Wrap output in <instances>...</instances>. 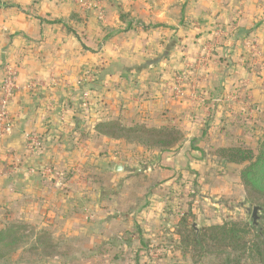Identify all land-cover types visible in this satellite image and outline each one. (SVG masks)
<instances>
[{
	"label": "crops",
	"instance_id": "obj_1",
	"mask_svg": "<svg viewBox=\"0 0 264 264\" xmlns=\"http://www.w3.org/2000/svg\"><path fill=\"white\" fill-rule=\"evenodd\" d=\"M8 66L19 87L0 138V199L25 198L22 208L84 230L111 220L84 168H98L114 186L132 168L154 171L167 194L149 193L135 212L143 218L119 237L125 255L139 258L143 251L128 240L139 244L151 226L170 221L167 195L179 191L177 176L200 178L208 169L204 130L220 126L229 110L264 109V0H0V83ZM89 73L91 84H79ZM89 88L95 105L87 112ZM176 112L186 133L172 151H120L92 137L106 115L145 121ZM28 135L39 139L35 150ZM142 157L156 169L141 168ZM48 168L68 177L62 188Z\"/></svg>",
	"mask_w": 264,
	"mask_h": 264
},
{
	"label": "rangeland",
	"instance_id": "obj_2",
	"mask_svg": "<svg viewBox=\"0 0 264 264\" xmlns=\"http://www.w3.org/2000/svg\"><path fill=\"white\" fill-rule=\"evenodd\" d=\"M178 95L181 96L179 93ZM88 107L89 110L92 109L91 105ZM86 111L88 112V110ZM161 115L162 113L154 116L152 122L158 125H170L174 122L176 125V117L180 113H173L172 116L165 115L166 118H162ZM127 116L134 117L130 114ZM132 118L131 120H133ZM139 122L147 124V121L139 120ZM105 133L109 135L107 137L109 140L116 142L118 146L123 144L128 150L147 149L138 145L137 142L138 137L148 139L144 137L145 135H124L119 133V128L105 131ZM150 138L155 140L152 137ZM210 140V143L204 141L201 144L202 150L205 151L204 160L208 165L206 171H201L203 172L200 175L201 177L199 178L190 171V177H187V174L184 178L179 175L174 181L178 186V190L185 185V182H189L185 185L186 192L188 194L196 193V197H194L196 200L195 217L191 218L189 222L197 225V234H200L209 226L222 225L227 221L247 222L252 230L248 239H254L256 232L262 233L264 231L263 211L257 214V223L254 224L252 214L255 205L248 202L249 198L256 201L257 197L251 196L242 185L240 180L242 167L226 166L220 163L218 159L211 157L209 146L211 143L219 142L220 138L217 137L216 133H213L210 135ZM152 165L149 164V167L153 168ZM139 166H142L141 162ZM96 170L98 171V168ZM115 172L119 173V171ZM98 174L99 182L96 184L103 191L102 201L106 203L104 209L111 218L109 225H97L86 227L84 230H75L71 226L68 227L67 224L66 226L59 223L57 218L45 220V216L38 211L30 207H19V209L25 211V214L20 215L19 221H14V223H20L19 225L23 228L17 236L18 239H14L7 247L0 248V264H27L32 256L36 259L40 258L43 261L40 264H127L130 260L136 262L135 264H222L223 257L220 255L200 252L199 248L194 247L193 244L187 246L185 243L187 232L184 229H181V233L178 234L180 216H175V207L183 203L179 200V193L174 190L173 193L167 195L171 202L169 205L171 208L169 211L171 213L170 221L154 224L150 227V230L147 228L145 240L139 242V244L138 240L131 241V246L135 243L136 248H141L143 251L139 255L138 261L134 260L135 256L125 255L123 245L127 241L121 242L119 237L123 235L125 238L126 233L132 231L129 227L132 226L131 222L135 223V219L140 220L138 217L143 218V214L138 215L135 212L140 211V207L150 200V194L153 193L156 196L157 194L160 196L166 195L168 189H164L163 186L159 187V176L154 171H148V173L143 171V174L135 176V180L130 179L132 175L127 174V177L124 178L127 182L125 181L120 185L118 183L116 186L110 181L109 176H101L99 171ZM63 178L66 180V176ZM195 181L197 182L196 185L194 184ZM24 199L22 198V200ZM151 199H153L152 196ZM263 202V200L260 201V203ZM124 204H127V208L123 207ZM123 222L126 223L124 224L126 227H123ZM77 228H82V226H77ZM148 233L151 235L147 236ZM39 236L42 237L41 241L38 240ZM88 240L93 243V247L96 246L98 249H101L104 246L103 244L107 245L108 243L111 245L110 249L112 250L109 251L110 254L119 253L120 261L118 259L117 261L110 260L108 263H104L100 256H96L95 252L89 251ZM34 244H37L36 249H33ZM107 248L109 246L104 247V250ZM23 249L30 250V252L24 255L23 261H19V255ZM216 251H219V247L216 248Z\"/></svg>",
	"mask_w": 264,
	"mask_h": 264
},
{
	"label": "trees",
	"instance_id": "obj_3",
	"mask_svg": "<svg viewBox=\"0 0 264 264\" xmlns=\"http://www.w3.org/2000/svg\"><path fill=\"white\" fill-rule=\"evenodd\" d=\"M93 78H94V74ZM262 76L263 73L259 72ZM90 91L93 88H89ZM92 95V94H91ZM89 105L94 107V96L89 98ZM92 110V109H91ZM225 117L221 119V125L210 126L209 132L204 130L205 140L210 143V135L216 133L220 138L219 142L211 143L209 146V154L211 157L218 159V161L226 166L242 167L240 170V180L251 196H256L257 200L249 198L248 202L251 205L258 206L264 213V109L257 106L251 108L238 107L235 110H229ZM97 112H99L97 110ZM132 118V117H131ZM131 118L127 115L118 114L117 116H104L96 124V132L93 134L94 141L107 138L109 135L105 133L108 130H116L119 128V133L124 135H137L147 137L148 139L138 137V145H141L147 151L168 152L175 149L180 142L185 138V130L182 126L172 124L158 125L152 122V119L145 118L147 124L140 123L135 117ZM206 122L212 120L211 116L203 118ZM172 122V121H171ZM86 134V133H85ZM122 136V135H121ZM155 139V140H151ZM155 146V147H152ZM120 151L128 150L123 144L119 146ZM134 152L135 150H131ZM203 156L205 151L202 150ZM143 158V157H142ZM141 167L149 165L150 162L143 158L141 160ZM144 170L137 171L131 169L130 175L139 176L143 174ZM86 180L92 183H98L99 174L96 167L89 166L84 168ZM69 176V175H68ZM67 177V176H66ZM68 178V177H67ZM51 183L55 181L51 177ZM54 180V181H53ZM197 181V180H196ZM194 182L197 183V182ZM200 182V180H199ZM189 182H185V185ZM185 185L179 191L180 206L177 205L175 216L180 215L178 227L187 232L185 243L187 246L193 244L194 247L199 248L200 252L206 254H218L223 257L222 264H264V231L262 233L256 232L254 239H248L252 230L250 224L242 221H227L222 225H213L205 228L200 234H197L193 224L189 222L191 218L195 217V203L196 193L188 194ZM196 185V184H195ZM174 191L172 190L171 193ZM27 202L20 199H0V248L7 247L21 232L23 226L18 219L25 214L24 210L19 207H27ZM17 209V210H16ZM180 209V210H179ZM178 212V213H177ZM21 215V216H20ZM51 220L50 215L47 216ZM24 232V230H23ZM41 241L42 237L39 236ZM128 245L131 241L128 240ZM90 248L89 251L95 252L96 256H100L104 263L111 261H120L119 253L110 254L112 251L111 245L107 243L101 249L93 247V243L88 240ZM33 249H36L33 245ZM104 250V247H108ZM219 247V251L216 248ZM30 250L23 249L19 255V261H23L24 255ZM216 252V253H215ZM136 257L134 260H137ZM43 261L39 258L31 257L27 264H40Z\"/></svg>",
	"mask_w": 264,
	"mask_h": 264
},
{
	"label": "built area",
	"instance_id": "obj_4",
	"mask_svg": "<svg viewBox=\"0 0 264 264\" xmlns=\"http://www.w3.org/2000/svg\"><path fill=\"white\" fill-rule=\"evenodd\" d=\"M83 5H86L84 1H81ZM18 73L15 70L14 67L8 66L5 68V77L4 80L0 83V138L10 130L11 123L10 118L8 114V103L13 97L14 92L18 89ZM93 80L92 73L87 74L85 78L81 81H79V84H87L90 85ZM178 93L182 95L180 88L177 89ZM89 98H90V90H86L84 93V100H85V109L89 110ZM27 140L29 141V148L32 150H35V147L39 146V139L37 136L28 135ZM47 172L49 174H52L54 176L56 186L62 187L64 184V173L63 172H57L51 169H47Z\"/></svg>",
	"mask_w": 264,
	"mask_h": 264
},
{
	"label": "water",
	"instance_id": "obj_5",
	"mask_svg": "<svg viewBox=\"0 0 264 264\" xmlns=\"http://www.w3.org/2000/svg\"><path fill=\"white\" fill-rule=\"evenodd\" d=\"M118 169H121V167H117V170ZM260 208L258 207V206H255L254 208H253V214H252V219H253V221H254V224L255 223H257V219H258V216H257V214L260 212ZM193 228H195V230L197 231V233H198V229H197V225L196 224H194L193 225Z\"/></svg>",
	"mask_w": 264,
	"mask_h": 264
}]
</instances>
